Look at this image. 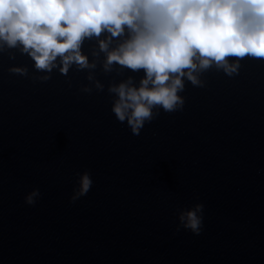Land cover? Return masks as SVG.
I'll return each mask as SVG.
<instances>
[{
    "label": "water",
    "instance_id": "water-1",
    "mask_svg": "<svg viewBox=\"0 0 264 264\" xmlns=\"http://www.w3.org/2000/svg\"><path fill=\"white\" fill-rule=\"evenodd\" d=\"M124 38L85 37L95 67L53 68L48 79L19 45L0 51V264H264V58H239L230 75L194 70L203 83L183 78V107L154 106L134 134L109 85L138 84L144 70L104 68ZM84 170L93 183L72 201ZM196 202L198 234L177 227Z\"/></svg>",
    "mask_w": 264,
    "mask_h": 264
},
{
    "label": "clouds",
    "instance_id": "clouds-1",
    "mask_svg": "<svg viewBox=\"0 0 264 264\" xmlns=\"http://www.w3.org/2000/svg\"><path fill=\"white\" fill-rule=\"evenodd\" d=\"M102 31L126 33L107 51L106 70L113 61L133 71L144 70L138 84L128 77L109 85L116 94L112 111L138 134L145 121L153 119L154 106L168 111L183 107L184 97L178 94L183 78L203 83L194 70L215 64L230 75L238 71L239 58H264V0H0V41L4 42L0 51L5 44L19 45L35 68L47 70L41 79H48L53 68L62 74L73 65L94 68L81 44ZM108 39L98 41L101 50L108 48ZM8 70L25 74L27 66L14 64ZM95 85L104 87L99 80ZM83 90L91 88L84 85ZM77 177L72 201L85 195L93 183L88 170ZM39 196L34 187L24 199L34 204ZM203 208L202 202L181 208L177 227L200 233Z\"/></svg>",
    "mask_w": 264,
    "mask_h": 264
}]
</instances>
